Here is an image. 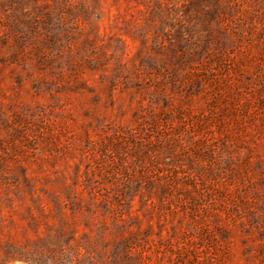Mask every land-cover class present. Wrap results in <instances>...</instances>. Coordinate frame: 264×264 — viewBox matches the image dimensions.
Instances as JSON below:
<instances>
[{
    "label": "rangeland",
    "instance_id": "374dc122",
    "mask_svg": "<svg viewBox=\"0 0 264 264\" xmlns=\"http://www.w3.org/2000/svg\"><path fill=\"white\" fill-rule=\"evenodd\" d=\"M0 264H264V0H0Z\"/></svg>",
    "mask_w": 264,
    "mask_h": 264
}]
</instances>
